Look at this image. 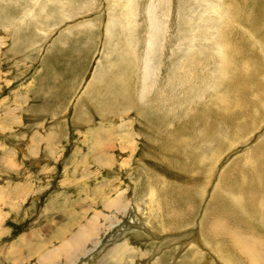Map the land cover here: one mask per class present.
<instances>
[{
    "label": "rangeland",
    "instance_id": "1",
    "mask_svg": "<svg viewBox=\"0 0 264 264\" xmlns=\"http://www.w3.org/2000/svg\"><path fill=\"white\" fill-rule=\"evenodd\" d=\"M0 264H264V0H0Z\"/></svg>",
    "mask_w": 264,
    "mask_h": 264
},
{
    "label": "bare ground",
    "instance_id": "2",
    "mask_svg": "<svg viewBox=\"0 0 264 264\" xmlns=\"http://www.w3.org/2000/svg\"><path fill=\"white\" fill-rule=\"evenodd\" d=\"M217 156V155H216ZM215 156V157H216ZM221 222H223V221H221ZM223 227V226H222ZM81 231H82V234H83V238H82V240L80 241V242H78L77 244H75V249L77 250V251H80V249L82 248V247H84L85 245H86V242H84L83 240L84 239H86V236H84V233L86 232V235H90L92 232H91V230H89L90 229V226L88 225H85V227L84 226H82L81 228H79ZM230 234H232L231 232H230ZM232 239V238H231ZM233 239H234V236H233ZM235 245V244H234ZM238 246V245H237ZM234 247V246H233ZM59 248V247H58ZM57 248V249H58ZM73 248H74V246H70V248H69V251L70 252H73ZM61 249V248H60ZM59 249V250H60ZM89 250H91V248L89 247L88 248V250L86 251L87 253H88V251Z\"/></svg>",
    "mask_w": 264,
    "mask_h": 264
},
{
    "label": "crops",
    "instance_id": "3",
    "mask_svg": "<svg viewBox=\"0 0 264 264\" xmlns=\"http://www.w3.org/2000/svg\"><path fill=\"white\" fill-rule=\"evenodd\" d=\"M76 210H77V208H76ZM76 232L78 233L77 238L80 237V236L83 238V234H82V231H81L80 229H78ZM82 238H81V239H82ZM81 239L78 238V241H80ZM41 240H43V239H41ZM65 241H66V240H65ZM68 241H69V240H68Z\"/></svg>",
    "mask_w": 264,
    "mask_h": 264
}]
</instances>
